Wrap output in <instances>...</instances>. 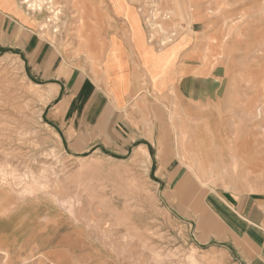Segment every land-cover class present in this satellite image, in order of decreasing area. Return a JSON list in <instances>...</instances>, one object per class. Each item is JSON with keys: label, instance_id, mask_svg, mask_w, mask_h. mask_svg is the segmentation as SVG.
I'll return each instance as SVG.
<instances>
[{"label": "rangeland", "instance_id": "rangeland-1", "mask_svg": "<svg viewBox=\"0 0 264 264\" xmlns=\"http://www.w3.org/2000/svg\"><path fill=\"white\" fill-rule=\"evenodd\" d=\"M17 1L39 20L49 15ZM56 2L59 30L36 28L56 56L80 68L101 63L118 81L127 76L124 35L151 80L129 99L116 93L135 126L129 146L74 148L56 110L70 95L65 80H54L62 88L52 96V81L23 49L0 47V264H242L226 208L239 217L238 201L264 198V0H159L157 19L173 9L176 33L161 64V32L148 50L135 39L148 29L141 11L152 0ZM100 102L93 97L89 108ZM140 146L149 160H134ZM181 152L203 157L215 175L187 176Z\"/></svg>", "mask_w": 264, "mask_h": 264}, {"label": "crops", "instance_id": "crops-1", "mask_svg": "<svg viewBox=\"0 0 264 264\" xmlns=\"http://www.w3.org/2000/svg\"><path fill=\"white\" fill-rule=\"evenodd\" d=\"M28 15L24 9H21L18 1L11 0V4H7L4 0H0V47L23 49L32 59L33 70L36 73L41 72L45 79L52 81L47 85L53 93L52 96L54 94L58 96L62 88V85L54 80L61 78L65 80L70 95L57 106L56 110L61 111L60 123L67 134L69 146L80 149H85L94 143L101 144V148L107 145L121 149L129 146L135 139L127 130L134 125L124 116L122 109L126 102L116 99V93L117 91L123 93L124 98L129 99L139 91L144 78L145 80L151 78L127 38L124 35L120 37L127 51L128 64L124 68L127 76L111 82L105 75L101 63H94L91 68H80L70 65L67 58L62 55L56 56L55 48H49V45L41 40L40 34L36 31L37 24ZM117 34L119 35L120 32ZM112 35L114 34H109ZM42 43L45 44L44 48L41 47ZM178 57L174 79L179 76ZM87 78L90 81H87ZM90 82L94 85L93 89ZM116 82H123L124 85L119 88L113 87ZM152 85L151 88L158 90L157 86ZM84 97L86 100L83 99ZM93 97L100 98L101 102L98 106L89 108ZM159 158L161 166L165 167L161 154ZM234 209L239 217L234 216L226 208V217L230 213L236 220L231 221V224L237 227L235 230L228 225V236L233 238L239 249L241 263L264 264V198H254L250 203L240 200ZM223 224L227 227V223L223 222Z\"/></svg>", "mask_w": 264, "mask_h": 264}, {"label": "bare ground", "instance_id": "bare-ground-1", "mask_svg": "<svg viewBox=\"0 0 264 264\" xmlns=\"http://www.w3.org/2000/svg\"><path fill=\"white\" fill-rule=\"evenodd\" d=\"M12 1H14V2H17V0H12ZM159 0H152V2H151V4H152V6L151 7H147V4H146V7L141 11L142 12V14L144 15V17H145V23H146V25L145 26H147L148 27V29L147 30H144L143 28H142V26H140L143 30L140 32V34H137L136 36H135V39L136 40H138L139 41V43L141 44V47L144 49V50H148L150 47H151V43H152V41L154 40V38L156 37V34H157V32H161V36H162V38H161V40H160V43H161V45L159 46V49L157 50V51H155V53H154V56L156 55V54H158L159 55V57H158V59L155 61V62H157L158 64H161V63H164V62H166V59H167V57H168V55H170V53L173 51V49L175 48L174 46H172V47H170V46H168L169 44H171V43H173L174 41H173V38H175V35H176V33H174V31H171L172 33H171V35H170V31H169V29H170V26L173 24V23H171V21L169 20V19H171L172 17H173V14H174V11H173V9L171 10L170 8H169V10L167 11V12H165L164 14H162L163 16H165L166 17V19H162V20H159V19H157V15L159 14L158 12H160V11H158V12H155V10H158V5H157V3L159 4V2H158ZM4 2L5 3H7V4H11V0H4ZM23 3H25L26 4V6H27V8H29V10H32L33 12L32 13H35L36 11H39V13H41V11L43 10V8L44 7H46L48 10H49V15L47 16V17H45L43 20H39L37 17H36V15L35 14H31V13H28L29 15V17L31 18V20L35 23V24H38L39 26H40V28H42V30L45 32V31H48V32H50V31H52L51 32V34H53V36H54V34L59 30V25H58V20H60L59 18H60V14L63 12L62 11V8L61 7H59L58 5H57V2H56V0H23ZM14 4V3H13ZM150 4V3H149ZM148 4V5H149ZM150 4V5H151ZM157 5V6H156ZM160 5V4H159ZM161 9V8H160ZM159 9V10H160ZM163 10V9H162ZM161 10V11H162ZM27 12V11H26ZM156 13H158L157 15H155ZM163 13V12H162ZM161 15V16H162ZM162 16V17H163ZM170 22H169V21ZM189 24H191V22H190V20H189ZM57 25H58V27H57ZM52 28V29H51ZM60 28H61V25H60ZM139 28V27H138ZM60 30H62V29H60ZM80 31V30H79ZM55 32V33H54ZM60 33V32H59ZM58 34V33H57ZM56 34V35H57ZM60 36V35H59ZM61 37V36H60ZM51 38H52V35H51ZM55 39V38H54ZM53 39V40H54ZM56 40H58V42H59V40L60 39H57V36H56ZM56 40H54L55 42H57ZM60 44V43H59ZM174 44V43H173ZM58 45V44H57ZM167 46L168 47H170V48H167ZM174 47V48H173ZM90 50V49H89ZM160 53H159V52ZM149 52V51H148ZM95 55V54H94ZM88 56H90V59L92 58V59H94L93 57V54L90 52V53H88ZM150 56V55H149ZM148 56V57H149ZM157 56V55H156ZM155 56V57H156ZM4 68H6V67H4ZM1 71V70H0ZM4 71V70H3ZM11 71V70H10ZM1 73V72H0ZM3 73V72H2ZM7 73H9V72H7ZM7 73H4V82H7V84L8 83H10L11 85H17V82H15V81H13L12 80V78H11V76L10 75H8ZM2 80V81H3ZM14 82H15V84H14ZM32 85V84H31ZM1 86H3V85H1ZM7 87V86H6ZM6 87H4V88H6ZM18 87V86H17ZM24 88V87H23ZM22 89V88H21ZM25 89V88H24ZM11 90H13L12 92L10 91V93H12L13 94V92L14 91H16L15 89H11ZM23 90V89H22ZM26 90V89H25ZM24 91V90H23ZM45 91V90H44ZM47 92V91H46ZM10 93L8 92L7 94H9L10 95ZM14 93H16V92H14ZM37 93V92H36ZM44 93V92H43ZM4 94V93H3ZM19 94H21L20 92H19ZM21 96V95H20ZM19 95L18 96H16V98L17 97H20ZM45 96V95H44ZM20 98H22V97H20ZM42 98V97H41ZM14 101H16L17 99H13ZM18 100H19V98H18ZM21 100V99H20ZM19 100V101H20ZM25 100H26V98H25ZM24 101V100H23ZM27 102H28V100H26ZM25 102V101H24ZM27 102H25L24 104L27 106ZM21 103V102H20ZM20 105V104H19ZM22 106V105H21ZM20 106V107H21ZM54 134V133H53ZM75 135V134H74ZM230 140V139H229ZM234 140V139H233ZM232 142V141H231ZM234 142V141H233ZM228 146L227 147H229L230 148V150L233 148L232 146H234L233 144L230 146V143L229 144H227ZM177 152V151H176ZM177 154V153H176ZM181 164H183L184 166H186V168L188 169V173H187V176H189V177H191V178H194V179H197V180H199L201 183H205V182H202L201 181V177L203 176V173H205V171H206V166H205V159L203 158V157H199L198 155L195 157H190V156H188V155H186V154H184L183 152H181ZM150 153H149V151L147 150V148L145 147V146H140V147H138L136 150H135V153H134V160L136 161V162H144V161H147V160H149L150 159ZM179 157V156H178ZM180 158V157H179ZM162 163H165L166 164V161H163V159H162ZM142 164V163H141ZM208 171H209V173H210V175H215V168L213 167V166H211V167H208V169H207ZM5 171H6V169H5ZM45 171H47L48 172V170H45ZM2 172H4V170H2ZM31 172H33V171H30L29 173H31ZM250 172V171H249ZM5 173H7V172H5ZM4 173V174H5ZM10 173V172H9ZM12 173H13V171H12ZM12 173L10 174V175H7L8 177L10 176L11 177V175H12ZM225 173V172H224ZM37 174H39V173H36V175ZM40 174H43V173H41L40 172ZM49 174V173H48ZM6 175V174H5ZM4 175V176H5ZM14 175V174H13ZM12 175V176H13ZM18 175H20L19 173H18ZM21 175H23V174H21ZM25 175V174H24ZM31 175V174H30ZM32 175H33V173H32ZM34 175H35V172H34ZM44 175V174H43ZM42 175V176H43ZM51 175V174H50ZM16 176V174L13 176V178ZM49 176V175H48ZM52 176V175H51ZM3 177V176H2ZM37 177H38V175H37ZM45 177V176H44ZM50 177V176H49ZM49 177H47V178H49ZM54 178H55V176H53ZM222 177V176H221ZM1 178V177H0ZM4 179H5V177H3ZM7 178V177H6ZM16 178H18V177H16ZM47 178H46V180H47ZM58 178V177H57ZM2 179V178H1ZM15 179V178H14ZM14 179H13V181H14ZM42 179H43V177H42ZM42 179H40L41 181H42ZM52 179V178H51ZM174 177H171L170 178V181H174ZM210 179H211V176H210ZM213 179V178H212ZM20 180H22V179H19V182L21 183V182H23V181H20ZM28 180V179H27ZM37 180H38V178H37ZM44 180V179H43ZM15 181H17V179H15ZM29 181V180H28ZM27 181V182H28ZM30 181H31V179H30ZM52 181V180H51ZM53 181H54V179H53ZM57 181V180H56ZM32 182H35V180L34 181H32ZM49 182V181H48ZM0 183H1V180H0ZM41 183V182H40ZM16 184H19V183H16ZM35 184H36V182H35ZM21 185H24V184H21ZM38 185V184H37ZM43 185V184H42ZM42 185L40 186V184H39V187L40 188H42ZM45 186H46V184H44ZM54 185V184H53ZM180 185H181V181H179V183L175 186V188L174 189H177V187H180ZM51 186H52V184H51ZM47 187V186H46ZM45 187V188H46ZM49 187V186H48ZM58 187V186H57ZM20 189V188H19ZM22 190H24V187H23V189ZM27 191H28V189H26ZM42 190V189H41ZM21 190H19L18 191V193L20 192ZM25 191V190H24ZM25 193V192H24ZM20 194V193H19ZM34 195V194H33ZM28 196V195H27ZM59 196V195H58ZM58 198V197H57ZM59 199V198H58ZM61 199V198H60ZM62 200H64L63 198H62ZM59 202H61L62 203V201H59ZM70 203V202H69ZM75 204H76V202H75ZM68 206V204L66 205V207ZM68 208V207H67ZM68 211V210H67ZM69 212V211H68ZM92 220V219H91ZM91 220H90V222H91ZM94 222V221H93ZM108 222V221H107ZM104 226V225H103ZM101 230H102V228H101ZM125 246H127V245H125ZM7 253V255H9V253L8 252H6Z\"/></svg>", "mask_w": 264, "mask_h": 264}]
</instances>
